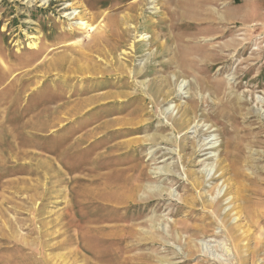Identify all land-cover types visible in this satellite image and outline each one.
<instances>
[{
    "label": "rangeland",
    "instance_id": "obj_1",
    "mask_svg": "<svg viewBox=\"0 0 264 264\" xmlns=\"http://www.w3.org/2000/svg\"><path fill=\"white\" fill-rule=\"evenodd\" d=\"M73 11L92 28H79L78 16L66 15ZM35 42L47 48L35 55ZM0 61L10 76L43 61L33 72L37 82L6 93L15 98L5 120L0 112V127L20 126L36 110L64 114L56 131L38 137L50 147L64 140L65 150L101 126L99 137L71 156L21 147L32 152L16 160L0 150L2 171L13 165L16 172L0 173V264H104L72 244L71 234L119 230L135 216L144 222L135 225L132 249L100 245L114 246L125 264H264V0H0ZM165 77L171 84L159 86L168 92L163 99L150 85ZM121 91L132 96L95 101L66 119L78 101ZM6 132L0 140L7 143ZM120 142L126 146L111 157L98 155ZM43 160L59 169L54 165L49 179ZM65 165L121 172L132 192L119 207H84L87 219L77 213L73 221L65 214L64 178L76 173L66 174ZM200 176L202 184L191 188L187 181ZM112 180L102 188H119ZM127 201L135 204L125 210Z\"/></svg>",
    "mask_w": 264,
    "mask_h": 264
},
{
    "label": "bare ground",
    "instance_id": "obj_2",
    "mask_svg": "<svg viewBox=\"0 0 264 264\" xmlns=\"http://www.w3.org/2000/svg\"><path fill=\"white\" fill-rule=\"evenodd\" d=\"M194 5L197 7V9L200 10L201 3L195 2ZM81 14H78L76 12L74 13V11H73V12H68L66 15H68L71 19H74L75 15L78 16V20H77L78 22H76L77 26L79 28L89 27L88 29H91L92 28L91 25L86 23V21H83V19H82L83 15H81ZM201 19H204V18H201ZM109 21H111V20H109ZM106 23H107L106 25L108 26L109 22H106ZM208 23L210 24V22H208ZM92 31H94V30H92ZM104 31H107V30H103V32ZM109 31H110V29H109ZM69 34L73 35V34H76V32H70ZM30 37H35V36L32 35ZM30 46H31V48L35 49V52H34L35 55L41 53L42 51H44L47 48V45H44L42 48L38 49V45L36 42L33 44L30 43ZM60 46L63 47L62 44H60ZM51 48H53V47H51ZM183 48L184 47H181V50ZM2 61H0V64L2 65V70L0 72V112H2V118L5 120L6 119V111L8 109L7 102L9 100H11V98H12V100H14V98H15V97H12V94L7 95L6 93H9V91H11V92L13 91L15 94H18V93L22 92L23 90H25L26 88H28L27 85L37 82V80H35L36 78L35 79L33 78L34 77L33 72H36V71L41 69L43 61H41L40 63H36L35 65H33L29 69L24 70L21 75L14 74L12 76H10V71L7 69V65L2 63ZM185 61L186 60L184 58H180V60L178 61L179 66L184 65ZM30 63H31V61H30L29 57L27 59H25V65H29ZM57 64H58V62L55 63V62L51 61V65H57ZM58 66H60V64H58ZM96 72H97V70H96ZM170 84H171V79L165 77L163 80H161L159 85L157 83H155L154 86L150 85L151 89H152L151 91L155 90L157 93L162 95L163 96L162 98L164 99L168 92H166V91L162 92V90L160 89L159 86H168L169 87ZM58 89H60V88H58ZM169 90L171 91L172 89H169ZM41 92H43V91L41 90ZM172 92H173V90H172ZM79 94L80 93L72 92L69 96H74V95L79 96ZM131 94H132V92H127V91L114 92V93L113 92H104V93H100L98 95H95L94 97H88L86 100L78 101L73 106H70V108H67L66 109L67 112L65 111V113L68 115V116H66V119H68L71 115L76 114L78 111L83 109L85 106L90 105L91 103H94L95 101L107 100L109 98H114V100H115L116 97H119L116 99H122V97H126V96L131 97L132 96ZM170 95H171V93H170ZM61 98L63 99L64 96L61 95ZM158 98H159V96H158ZM65 102H68V101H65ZM57 107L63 108L64 106L60 105V107H59V105H58ZM44 112H45L44 109L41 112L39 110L33 111L32 116L30 117L29 121L20 125V126L6 125V123H1L0 133H4V130L7 131L6 133H8L11 136V140L8 141L7 143L2 142L0 140V150L4 151V152L7 151L9 153V157L11 156L16 160L23 159V157L26 156V154H28L29 152H32L31 150H28V149H24L23 151H21V150L18 151V149L21 147H29V148H32V149H35L38 151L40 150L37 153L39 155H43L42 154L43 152L44 153H56L57 152L59 155H62L64 157V155L71 156L76 151L83 150L84 147L79 146L82 141L93 140V139H96L99 137L96 135L99 134V132H100L99 129L101 128V126L93 127L92 129H90V132L87 133L88 134L87 137H84L83 134L79 135L78 137H76L74 140L70 141L65 146L66 147L65 150L64 149L60 150V147H59L60 145H62V147H64V140L61 142H58L56 144V146L50 147V145L47 144V140L40 139L38 137V135L46 138V136L49 135L50 132L52 133V131H56V130H54V128H56L55 126H58L61 122H63L62 116L64 114H62V116H60L59 114L53 115L54 112L50 111V110L47 111L48 113H46V112L44 113ZM163 112H164V110H163ZM43 113L45 116L40 115ZM49 115H51L50 119L48 118ZM179 116H180L179 118H181V119L185 117L182 112L180 113ZM180 123H182V121L181 122L179 121V124ZM187 124H188V122H187ZM183 127H185V126H183ZM42 131H48V132L41 133ZM9 132H13L15 134L12 135ZM14 139H18V141L15 142ZM116 144H117V147H115ZM116 144L107 145L106 148L102 152H100L98 155L102 154L104 156L107 155V156L111 157L113 153L110 151H112V150L114 151V150L118 149L119 146H122V145H124L123 147L126 146V144H123V142L122 143L121 142L116 143ZM16 146H20V147H16ZM70 147H73V148L68 150V148H70ZM190 147H193V144ZM45 156H46V154H45ZM46 157L49 158L48 156H46ZM54 159H55V161H57V163L59 164V167H60V160L57 157V155L54 157ZM5 160L0 162V173H1V175L4 176V175H9V174H15L16 172H10L11 169L14 167L13 165L8 167L5 171H2L7 164V162H5ZM17 163L18 162H16L15 164H17ZM41 165L43 166V168L41 169L42 176L45 179H49L48 177L52 175L51 169L54 170L53 169L54 165L56 167V169H55L56 173H57V171H59L55 162H54V165H52V164H49L48 161L43 160V161H41ZM222 166H224V165H222ZM79 168H80V165H74V166L65 165V169L67 170V172H65L66 174L76 173L75 175H72V176L70 175L68 178H64V183H66L68 185V194H69V204L67 205L65 214H67V213L70 214L73 221H76L75 217H77V213H79L78 214V220L79 221L87 219L86 217H84V215H82L83 214L82 209L84 207H90L91 212L96 213V212L101 211L103 209L119 207L118 205L123 203L125 201V199L130 196L129 194H130V192H132V188L130 189V187H132V186H129L128 178L124 177V176L122 177L121 172L120 173H114V172L110 171V172H107L109 174H105V173L100 174V173L94 172L92 169H87V171L85 172L83 170H79ZM119 170H122V169H117L116 171H119ZM224 172H227V170H225ZM39 174H40V172H39ZM96 178H98V179H96ZM114 178L119 179L120 183H116V185H117L116 187H119V188L112 189L111 191H107V190L102 188L103 187L102 184H107V183L111 184L107 181L108 180L114 181V180H112ZM187 182L191 186V188L197 187V185L202 184V176H200L199 178H194V179L187 181ZM135 187H140V186L135 185ZM160 191H162V190L158 189L156 191L154 190L153 192L160 193ZM39 194L40 193L30 194L27 197L29 199H32V198L39 196ZM80 197H82V198H80ZM181 201H182L181 205L185 206L186 205L185 202L183 200H181ZM127 202H128L127 205L123 206V208L125 210H127L128 207L133 206L135 204V203L133 204L132 201H127ZM120 207H122V206H120ZM140 218L141 217L135 216V217H133V219L132 218L129 219L130 220V222L128 221L129 223H126V221H125V223H123V225H120L119 230H108V231H104V232L101 231L100 232L99 229L101 227L100 228L96 227L94 233L93 232L90 233L91 230H90V232H87V231L82 232V230L78 231V229H76L74 231V233L71 234L73 236V238L71 239L72 244L75 243L78 247H80L81 250H83L84 252H86L88 254H91L92 257L101 258V260L103 261L104 264H125L122 260L121 261L119 260L118 254L120 251L115 250L113 248L114 246L110 247V246L104 245V246L100 247V245L105 244V243L110 242V241H117L120 244L121 249L125 250L127 247H129V249H132V248H130L131 245L129 246L128 243L131 240H132V243H133V240L139 241L137 239L138 237L136 238L135 235L137 233H140V230H136L135 225L144 222V221L137 222ZM148 219L150 221H153L152 217H150ZM93 220H95V219H93ZM72 225L75 226L76 225L75 222H73ZM152 227H154V226H152ZM198 228H199V226H198ZM155 230H157V229L154 228L153 231H155ZM203 233H204V231H203ZM151 238L154 239V236H152V234H151ZM135 244H136V242H135ZM199 249H201V248H199ZM211 254L214 255L213 253H211ZM121 256H122V254H121ZM214 257L221 258L222 261H223V259H225V258H222V256H218V255H214ZM158 260L162 261L160 258Z\"/></svg>",
    "mask_w": 264,
    "mask_h": 264
}]
</instances>
